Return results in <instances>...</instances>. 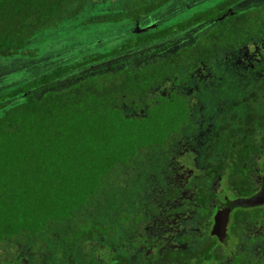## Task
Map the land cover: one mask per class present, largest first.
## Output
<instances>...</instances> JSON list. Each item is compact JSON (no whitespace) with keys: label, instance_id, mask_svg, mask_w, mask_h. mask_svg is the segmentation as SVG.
I'll return each mask as SVG.
<instances>
[{"label":"trees","instance_id":"obj_1","mask_svg":"<svg viewBox=\"0 0 264 264\" xmlns=\"http://www.w3.org/2000/svg\"><path fill=\"white\" fill-rule=\"evenodd\" d=\"M170 1L0 0V58H34L42 47L30 44L47 33L126 31ZM240 1L198 3L37 76H10L0 264H264V206L232 212L225 249L211 225L208 182L225 173L231 195L246 193L264 149V3L228 12ZM129 53L134 62H113ZM200 150L218 164L181 166ZM126 246L141 260L126 261Z\"/></svg>","mask_w":264,"mask_h":264},{"label":"rangeland","instance_id":"obj_2","mask_svg":"<svg viewBox=\"0 0 264 264\" xmlns=\"http://www.w3.org/2000/svg\"><path fill=\"white\" fill-rule=\"evenodd\" d=\"M214 1L216 0H212L211 2L210 0H171L163 8L147 17V19H145L144 21L135 23L133 26L128 27L126 31L117 30L116 28L108 31H99L95 34H92L94 33V31L88 30L89 33L86 32L85 34H81L80 36H75V38H65V35L61 34V38H59V40L55 42H53L52 39H54L56 34H54V36H52V34L50 33L45 34L46 36H44V34L40 35L36 39V41L38 42L31 43L29 47L30 50L37 46L42 47V50L39 51L38 54L34 56V58H0V82L2 80H5L4 85L0 86V89H4L5 87H7L6 83L10 82V76L15 75L16 79L19 80H25V77L27 76H37L40 73L46 72L54 67H57L60 64H65L68 61L71 62L78 60L83 55L95 52L108 41L119 38V36L123 35L125 32H131V29H142L150 25L163 23L172 16L181 13L184 10L189 9L190 7L194 8L198 3L201 4L203 2H208L204 4L205 6H207ZM262 3H264V0H241L238 4L230 8L228 12L245 9L251 6L260 5ZM192 34H194V32L173 39V45L188 41L193 36ZM169 45H171V43ZM159 51L165 50L164 48H161L157 52ZM151 53H153V51L149 52V54ZM135 59L136 58L134 57V53H129L116 60H113V62H117L116 64L124 65L129 62H134ZM100 67L102 68L101 64L94 65L84 70L82 74L88 75L94 73L100 70ZM73 79V76H68L60 80L58 84L65 85L73 81ZM13 80L15 79H12V81ZM124 252L125 255L128 254L126 250H124Z\"/></svg>","mask_w":264,"mask_h":264},{"label":"flooded vegetation","instance_id":"obj_3","mask_svg":"<svg viewBox=\"0 0 264 264\" xmlns=\"http://www.w3.org/2000/svg\"><path fill=\"white\" fill-rule=\"evenodd\" d=\"M204 148V146H203ZM207 151H205L202 158L200 156L202 155V151L195 152L191 155V158L184 163L188 169L191 170V173H193L196 169V166L201 169L202 163L208 162V164H218L220 160L219 154L212 153L209 154ZM259 152V151H257ZM254 161L251 163V167L245 172L246 177H244L245 182L249 185V188L246 189V193L241 195H231L232 192L229 191L227 188L229 185L228 180L226 178V175L224 173V176H221L218 172L217 175L213 179H211L208 183L211 186V190L214 192V205H215V212L213 213L211 219H212V227L214 232V223H218V219H221V217L224 215L226 216V222H225V232L224 236L220 238L218 234H215V238L217 242H219L223 248H226L227 244V228L231 219V214L235 209H247V208H253V207H262L264 206V202H261L259 204H253L254 200L257 199V196L262 193L261 186H262V176L264 175V149L262 151V154H255L253 155ZM226 161H228L226 159ZM199 163L201 165L199 166ZM203 169V168H202ZM219 171V170H217ZM231 193V194H230ZM125 250L128 254L125 255V260L131 263V261H140L139 259L132 258L133 250L129 249L128 246L125 247ZM132 251V252H131Z\"/></svg>","mask_w":264,"mask_h":264},{"label":"water","instance_id":"obj_4","mask_svg":"<svg viewBox=\"0 0 264 264\" xmlns=\"http://www.w3.org/2000/svg\"><path fill=\"white\" fill-rule=\"evenodd\" d=\"M141 29L135 28V31L138 32ZM262 193L257 196V199L254 200L253 204H259L261 202H264V175L262 176V186H261ZM225 222H226V216H222L221 219H218V223H214V233L218 234L220 238L224 236L225 232Z\"/></svg>","mask_w":264,"mask_h":264}]
</instances>
